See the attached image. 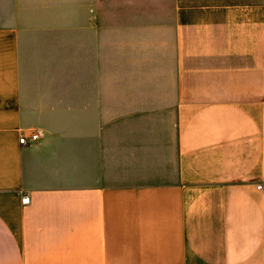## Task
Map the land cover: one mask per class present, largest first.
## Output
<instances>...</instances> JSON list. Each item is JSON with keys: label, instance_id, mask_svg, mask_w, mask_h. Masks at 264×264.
<instances>
[{"label": "crops", "instance_id": "0c3cea01", "mask_svg": "<svg viewBox=\"0 0 264 264\" xmlns=\"http://www.w3.org/2000/svg\"><path fill=\"white\" fill-rule=\"evenodd\" d=\"M0 264H264V0H0Z\"/></svg>", "mask_w": 264, "mask_h": 264}, {"label": "built area", "instance_id": "2783aa9c", "mask_svg": "<svg viewBox=\"0 0 264 264\" xmlns=\"http://www.w3.org/2000/svg\"><path fill=\"white\" fill-rule=\"evenodd\" d=\"M37 137H38V134H37V133H32V134L30 135L29 138H27L26 135L21 134V135L19 136L18 141H19V143H20L21 145H25V144H28L29 142L34 141ZM261 186H262L261 184H258L256 187H257L258 189H260Z\"/></svg>", "mask_w": 264, "mask_h": 264}]
</instances>
